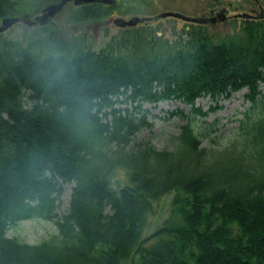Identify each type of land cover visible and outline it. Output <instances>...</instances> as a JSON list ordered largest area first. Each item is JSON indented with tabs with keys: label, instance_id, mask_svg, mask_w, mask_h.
<instances>
[{
	"label": "trees",
	"instance_id": "16d2710c",
	"mask_svg": "<svg viewBox=\"0 0 264 264\" xmlns=\"http://www.w3.org/2000/svg\"><path fill=\"white\" fill-rule=\"evenodd\" d=\"M114 8L82 5L73 20H100ZM14 14L15 3L0 0V20ZM31 29L47 34L44 47L0 34V264L134 256L131 264H264V18L241 19L219 41L203 25L168 39L146 24L97 51L62 41L49 25ZM243 89L259 114L230 145L200 148L184 116L173 151L125 150L146 126L141 104L178 101L196 116V100ZM126 101L139 117L115 108ZM116 171L125 181L114 187ZM65 184H73L69 206L58 217ZM167 194V219L142 239L153 203ZM33 218L53 222L57 234L35 245L6 236Z\"/></svg>",
	"mask_w": 264,
	"mask_h": 264
},
{
	"label": "rangeland",
	"instance_id": "374dc122",
	"mask_svg": "<svg viewBox=\"0 0 264 264\" xmlns=\"http://www.w3.org/2000/svg\"><path fill=\"white\" fill-rule=\"evenodd\" d=\"M15 3L14 17L31 16L49 4H55L56 0H12ZM114 10H109L107 17L98 20H86L76 22L73 15L77 11L71 2L67 3L61 12L51 20L49 25L56 31V35L62 41H70L85 49L97 51L104 46L111 37L119 36L120 31L146 25L156 27L162 31L164 37L173 39L174 35L186 26L187 23L180 19H157L155 16L163 12H173L189 17H210L220 11L223 4L234 3L239 7L238 14L248 13L256 15L260 8L264 11V0L257 2L230 0H115ZM227 1V2H225ZM213 9V13L210 10ZM234 10V9H233ZM232 10V11H233ZM138 18V22L132 27H118L114 21L121 19L128 21ZM240 18L213 25H203L214 41L224 39L227 35L238 31ZM22 23L13 25L2 37L6 41L19 42L20 44L33 43L34 47L46 45L47 34L36 32ZM246 90L231 94L229 97H219L211 100L208 97L196 100L195 107L200 109L202 115H191L190 107L178 101H164L158 103H143L141 109L145 116L146 126L138 129L130 138L125 150H136L150 146L157 151L171 152L174 150L176 138L179 136V127L185 123L184 116L192 118V126L200 137V148L207 150L222 149L239 140L244 135L248 125L254 121L259 109H251V105L245 100ZM26 96V95H25ZM24 99V106H27ZM136 104L132 101L121 102L115 106L120 111L128 110L133 116L139 117L133 109ZM125 181V174L116 171L112 181L114 187L117 182ZM73 184H65L63 192L56 201L55 214L58 217L66 214L69 206L71 188ZM172 194H167L153 203L152 212L147 216L142 230V239L149 237L167 219L171 208ZM57 234V228L53 222L39 218L21 221L7 229L6 236L15 237L25 243L35 245L50 239ZM154 240L145 243L149 246ZM134 256L121 264H131L137 261Z\"/></svg>",
	"mask_w": 264,
	"mask_h": 264
},
{
	"label": "water",
	"instance_id": "95a60500",
	"mask_svg": "<svg viewBox=\"0 0 264 264\" xmlns=\"http://www.w3.org/2000/svg\"><path fill=\"white\" fill-rule=\"evenodd\" d=\"M216 1V0H212ZM257 1V0H255ZM71 2L73 6L78 7L86 4H91V3H99L102 5H114L115 0H59L55 4H49L48 6H45L43 9L40 11L36 12L35 14L28 16L25 15L23 17H5L0 20V34L5 33L7 30H9L13 25L17 23H22L25 26L29 28H34L36 26H46L51 24L52 18H54L56 15H58L63 7ZM234 4V3H231ZM231 9V7H230ZM157 19H164V18H175V19H180L184 22L187 23H194L198 25H213L219 22H223L227 20L226 16V11H220L214 16L210 17H189V16H184L178 13H173V12H163L160 13L159 15L155 16ZM240 19H262L264 18V11L260 8L259 13L256 15L248 14V13H241L238 14L237 16ZM138 22H142V20L138 18H131L128 21H122L121 19H117L114 21V24L117 25L118 27H132L135 26Z\"/></svg>",
	"mask_w": 264,
	"mask_h": 264
},
{
	"label": "flooded vegetation",
	"instance_id": "af4514ba",
	"mask_svg": "<svg viewBox=\"0 0 264 264\" xmlns=\"http://www.w3.org/2000/svg\"><path fill=\"white\" fill-rule=\"evenodd\" d=\"M56 1L58 2V0H56ZM216 1H219V0H216ZM231 1L232 2H239V1H252V2H257L259 0H257V1H255V0H230L228 2H231ZM225 2H227V1H225ZM235 5L236 4L227 3V5L223 4L221 6V9L223 11H226V16H227V19L228 20H230V19H232V18H234L235 16L238 15V10L237 9H239V7L236 6V9H235ZM230 7H231V9H230ZM210 13H213V9L210 10Z\"/></svg>",
	"mask_w": 264,
	"mask_h": 264
}]
</instances>
